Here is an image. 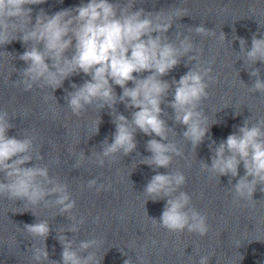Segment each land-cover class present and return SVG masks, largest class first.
<instances>
[{
    "label": "clouds",
    "instance_id": "clouds-1",
    "mask_svg": "<svg viewBox=\"0 0 264 264\" xmlns=\"http://www.w3.org/2000/svg\"><path fill=\"white\" fill-rule=\"evenodd\" d=\"M46 2L0 0V48L17 40L25 46L19 59L27 67L19 70L14 67L15 72L19 71L20 79L13 84L22 86L26 92L34 87H47L54 93L74 75L83 73L90 77L80 85L72 83V91L65 90L67 107L76 116L93 105L100 111L107 108L115 131L111 143L107 137L101 142L100 151H91V155L86 156L81 150L73 167L79 168L84 158L93 155L100 166L106 159L111 162L118 154L129 156L137 149L138 131L158 137L146 141V151L151 155L143 157L141 163L156 172L146 183L143 193L153 202L166 200L159 219H151L169 232L186 230L206 235L209 231L206 215L197 210L191 196L181 190L186 183L185 175L170 168L173 157L182 153L169 139V132L177 134L175 128L164 119L165 109L170 108L174 124L186 129L180 136L195 149L204 142L211 126L218 123L215 119L208 124V117L201 107L208 98L210 84L215 82L210 63L206 66L201 60L203 50L187 34L176 31L174 38L168 35L174 20L179 17V7L173 12V5L165 13L164 8L159 11L135 8L136 0H87L53 14L41 8L33 15L31 6ZM188 30L201 36L215 35L213 29L202 24L188 26ZM220 38L226 40L223 31ZM236 39L240 45L237 60H243L245 69H250L249 76L254 78L250 87L242 83L253 93L264 96L261 70L253 67L258 61L264 64V33L260 38L255 33L252 35L250 48L244 38L235 36ZM4 53L12 55L7 51ZM182 60L186 67L191 65L189 70L178 80L175 77L171 81L163 79ZM115 86L122 89L120 95ZM119 103L132 110L130 119L117 111ZM16 116V113L10 115L6 108L0 109V196L26 205L56 208L57 215L66 216L71 222L62 235L56 236L62 247L60 261L49 258L45 244L51 231L48 220L36 219L34 223L23 225V230L33 240L42 238L44 241L43 248L32 244V264H102L103 257H97L92 250L100 245L99 240L77 241L64 234L71 232L74 237L80 232L84 219L77 220L72 214L76 200L68 184L52 175L49 163L43 162L45 157L36 137L26 130L19 136L8 135L15 127L11 121ZM100 123L101 118L95 124L93 135L98 134ZM209 148L211 166L200 160L202 171L219 178L228 176V184L239 199L253 198L258 187L264 192V118L255 122L246 118L242 126L218 144L212 140ZM54 163L59 164V159ZM241 165L243 175L239 173ZM160 168L169 171H156ZM237 177L233 184L232 180ZM87 186L96 187L98 192L104 188L95 178L88 180ZM209 260V256L201 255L198 264H209ZM123 264H133L132 258L125 259Z\"/></svg>",
    "mask_w": 264,
    "mask_h": 264
}]
</instances>
